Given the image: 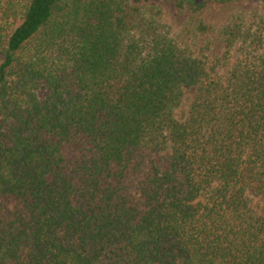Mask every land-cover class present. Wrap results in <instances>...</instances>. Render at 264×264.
<instances>
[{
    "label": "trees",
    "instance_id": "trees-1",
    "mask_svg": "<svg viewBox=\"0 0 264 264\" xmlns=\"http://www.w3.org/2000/svg\"><path fill=\"white\" fill-rule=\"evenodd\" d=\"M243 1L209 58L141 0H0V264H264V0L178 6Z\"/></svg>",
    "mask_w": 264,
    "mask_h": 264
},
{
    "label": "rangeland",
    "instance_id": "rangeland-1",
    "mask_svg": "<svg viewBox=\"0 0 264 264\" xmlns=\"http://www.w3.org/2000/svg\"><path fill=\"white\" fill-rule=\"evenodd\" d=\"M178 1L184 3H198L201 0H141L144 7H158L162 11V21L170 29L172 36L182 47H191L194 50H203L209 58L219 57L223 52L219 30L226 26L234 17L239 16L252 22L257 16L262 15V8L258 3L243 1L235 4L219 5L211 4L205 9L195 12L187 6L181 9ZM200 22L213 27L214 32L202 36L195 28ZM195 91L186 94L184 110L193 102ZM256 203V201H254Z\"/></svg>",
    "mask_w": 264,
    "mask_h": 264
}]
</instances>
